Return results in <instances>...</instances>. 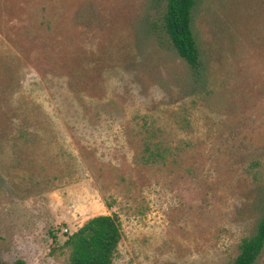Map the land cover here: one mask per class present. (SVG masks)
I'll list each match as a JSON object with an SVG mask.
<instances>
[{"label":"rangeland","instance_id":"obj_1","mask_svg":"<svg viewBox=\"0 0 264 264\" xmlns=\"http://www.w3.org/2000/svg\"><path fill=\"white\" fill-rule=\"evenodd\" d=\"M165 9L0 0V264H68L67 234L103 214L122 224L115 264H232L256 232L264 0H197L198 73ZM153 132L166 165L142 161Z\"/></svg>","mask_w":264,"mask_h":264},{"label":"trees","instance_id":"obj_2","mask_svg":"<svg viewBox=\"0 0 264 264\" xmlns=\"http://www.w3.org/2000/svg\"><path fill=\"white\" fill-rule=\"evenodd\" d=\"M163 29L178 54L198 73L203 63V51L194 28V12L197 0H165ZM48 29H54V21L47 20ZM145 141L142 161L148 165H166L173 151L162 139L155 140L153 132ZM54 239L57 235L53 233ZM123 238L120 218L114 215H98L91 218L77 231L67 234L62 244L68 250V264H115ZM264 251V216L256 232L244 237L232 264H256Z\"/></svg>","mask_w":264,"mask_h":264}]
</instances>
